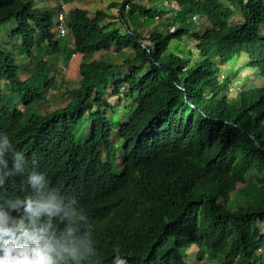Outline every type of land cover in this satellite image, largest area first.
<instances>
[{"label":"trees","instance_id":"trees-1","mask_svg":"<svg viewBox=\"0 0 264 264\" xmlns=\"http://www.w3.org/2000/svg\"><path fill=\"white\" fill-rule=\"evenodd\" d=\"M125 1L94 15L82 6L69 11L67 30L82 53L79 87L65 105L41 111L52 68L34 49L40 36L52 53L62 52L57 14L51 0L40 10L35 0H0V25L14 18L11 34L37 61L23 79L15 52L0 39V78L7 81L0 85V134L28 162L25 177L10 178L0 192L31 194L21 181L36 171L63 197L75 198L93 225L98 255L91 264H113L117 256L127 264H193L187 254L197 248L203 264H213L227 247L221 264H264V81L236 98L228 93L231 77L223 75L233 59L244 58L264 80V0H171L178 7L169 10L186 18L176 30L167 28L172 19L163 5L161 31L150 34L127 20ZM141 7L159 10L146 0ZM193 16L211 25L189 32ZM127 47L133 57L92 56ZM124 66L129 72L115 80ZM111 73L116 93L127 89L133 102L118 126L103 96ZM86 123L90 129L80 132ZM253 169L260 186L240 190L237 183Z\"/></svg>","mask_w":264,"mask_h":264},{"label":"rangeland","instance_id":"rangeland-1","mask_svg":"<svg viewBox=\"0 0 264 264\" xmlns=\"http://www.w3.org/2000/svg\"><path fill=\"white\" fill-rule=\"evenodd\" d=\"M64 7V12L68 16L69 11L71 8L75 6H82L90 10V15H94V12L97 8H105L109 4V2L113 0H62ZM119 2H124L125 0H118ZM135 0L125 1L128 3L125 10L123 11L125 17L129 22L133 24V26L140 28L145 27L147 34H150L154 30L161 31L160 24L161 19H164L163 11L160 7L163 5L166 7L165 11L168 17L172 19L171 24H167V28L169 27L172 30H176L180 26V20L186 18L185 14L181 12H172L170 11L169 7L177 8L178 5L171 0H146L147 6H151L154 3L157 5L159 10L155 12H151L149 10L142 9L141 2L143 0L137 1V6L134 5ZM53 11L58 14V10L60 8L59 0H51ZM140 4V5H139ZM49 6L50 0H35V6L38 10L41 9L42 6ZM115 13H118L120 6L112 8ZM240 15V11L236 10V16ZM189 20H193L192 24L188 27L186 26L189 32H194L195 30L199 29L201 26L208 28L211 24L207 17L199 18L198 16H193L192 18H187ZM121 23H119L120 25ZM17 27V22L13 18L10 21L3 23L0 25V39L2 42L15 52L16 59L19 65L22 66L20 69V76L23 79L28 78L32 71L36 68V62L29 58L25 52H23L22 44L20 43L21 39L13 36L11 33L14 28ZM204 29V28H203ZM65 37H62V52L57 54L52 53L49 48L47 47V42L41 40L42 38L39 36L36 39V46L34 49V55L37 58L43 59L48 61L51 65L52 72V86H50L46 90V97L41 102L38 103L37 110L46 111L52 110L57 106L65 105L69 101V97L73 96V93H76L77 88L79 87V80L81 79V70H80V63L82 60V53H76L74 51L73 45V38L70 34V31H67ZM190 46L196 49V41L190 39ZM148 44H152L149 40L147 41ZM178 44V43H177ZM176 44V45H177ZM153 45V44H152ZM105 53L106 57L112 56L118 57V60H122L126 57H133V52L131 48H124L122 50H113V51H100L94 53L93 57L100 58ZM197 51L194 53L196 57ZM231 69L228 72L223 69V75H228L232 79V83L228 89L229 94H234L236 98L239 97L240 93L250 85H262L263 84V77L260 74L259 69L254 66H248L247 61L244 58L233 59L230 63ZM226 67V66H224ZM125 72L121 76H116L115 80L122 81L125 75L129 72V67L124 66L122 67ZM142 69L145 71L147 68L146 66H142ZM112 74L111 73L106 79V91L103 93V96L111 103L112 111L109 113H114L111 117H115L112 120L114 121V125L118 126L122 122L128 120L129 115L131 112V108L133 107L132 99L127 98L124 95L126 91L120 92L119 94L115 91V81H112ZM125 87L127 88V84L123 82ZM0 85L3 88H6L7 81L4 78H0ZM134 94H137L134 93ZM211 94V93H209ZM117 118V119H116ZM116 119V120H115ZM87 118H85L86 122ZM90 129V124L86 123L84 127L81 128L80 132H85ZM120 136L115 135L113 137L115 141V146L112 151V160L115 166L118 168V171L122 168V156H120L122 151L121 140ZM78 141L82 142V137L78 136ZM257 171L255 169L251 170L246 175L245 182H238L237 187L240 190H248L252 193L255 188L259 187L260 184L256 181ZM238 195H242L240 193H233V198L237 197ZM240 200V198H238ZM232 240V239H231ZM230 247H227L224 251H222L219 258L213 260V264H221L222 260L224 259L225 255L229 251ZM187 259H189L193 264H203L204 260L201 259V251L199 248L194 249L193 251L188 250Z\"/></svg>","mask_w":264,"mask_h":264},{"label":"clouds","instance_id":"clouds-1","mask_svg":"<svg viewBox=\"0 0 264 264\" xmlns=\"http://www.w3.org/2000/svg\"><path fill=\"white\" fill-rule=\"evenodd\" d=\"M27 163L0 134V189L12 177L24 178ZM21 184L31 194L13 198L0 192V264H91L98 255L93 225L76 199L63 197L36 171ZM113 264L127 260L117 256Z\"/></svg>","mask_w":264,"mask_h":264},{"label":"built area","instance_id":"built-area-1","mask_svg":"<svg viewBox=\"0 0 264 264\" xmlns=\"http://www.w3.org/2000/svg\"><path fill=\"white\" fill-rule=\"evenodd\" d=\"M60 1V8L57 14V30L60 36H65L67 34V24H68V17L64 12V4L62 0Z\"/></svg>","mask_w":264,"mask_h":264},{"label":"crops","instance_id":"crops-1","mask_svg":"<svg viewBox=\"0 0 264 264\" xmlns=\"http://www.w3.org/2000/svg\"><path fill=\"white\" fill-rule=\"evenodd\" d=\"M72 9V8H71ZM8 46V45H7Z\"/></svg>","mask_w":264,"mask_h":264}]
</instances>
